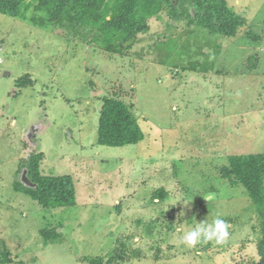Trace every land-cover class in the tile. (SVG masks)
Masks as SVG:
<instances>
[{"label":"rangeland","instance_id":"1","mask_svg":"<svg viewBox=\"0 0 264 264\" xmlns=\"http://www.w3.org/2000/svg\"><path fill=\"white\" fill-rule=\"evenodd\" d=\"M227 2L245 19L234 36L170 25L164 11L117 52L95 27L0 12V264H259L264 219L223 167L264 152V0ZM107 97L132 107L143 140L98 142ZM30 150L42 175L73 177L75 205L15 189ZM216 217L225 245L181 243ZM53 228L46 245L40 231Z\"/></svg>","mask_w":264,"mask_h":264},{"label":"trees","instance_id":"2","mask_svg":"<svg viewBox=\"0 0 264 264\" xmlns=\"http://www.w3.org/2000/svg\"><path fill=\"white\" fill-rule=\"evenodd\" d=\"M33 11L32 16L27 12ZM170 17V25L181 20L188 25L199 24L213 33L234 36L245 19L236 13L227 0H0V12L13 17L28 18L35 25L47 27L66 23L97 28L110 51L128 48L124 43L150 29L149 20ZM254 57V56H253ZM253 57L251 60H253ZM251 62V61H250ZM253 66V65H252ZM25 85L26 81H19ZM98 142L108 146L136 144L144 139L132 107L117 98H104L99 117ZM41 153H31L27 176L35 186L15 185L44 207L72 206L76 204V188L71 175H42L39 170ZM224 176L241 183L248 192L260 217L264 219V152L232 155L223 167ZM168 196L164 187L154 191L159 201ZM44 243L48 245L60 237L57 228L42 229ZM262 239L258 243L264 264V222ZM4 260H9L5 252ZM101 264V260L95 262Z\"/></svg>","mask_w":264,"mask_h":264},{"label":"clouds","instance_id":"3","mask_svg":"<svg viewBox=\"0 0 264 264\" xmlns=\"http://www.w3.org/2000/svg\"><path fill=\"white\" fill-rule=\"evenodd\" d=\"M208 199H212L209 197ZM187 206L190 202H184ZM185 213L181 211L180 216ZM230 239L229 223L216 217L211 223L206 219L198 222L194 228L184 233L181 238V243L188 248H196L199 244L214 243L218 246L225 245Z\"/></svg>","mask_w":264,"mask_h":264},{"label":"water","instance_id":"4","mask_svg":"<svg viewBox=\"0 0 264 264\" xmlns=\"http://www.w3.org/2000/svg\"><path fill=\"white\" fill-rule=\"evenodd\" d=\"M134 40H135V37H132L129 41H127L126 46L132 44V43L134 42ZM33 151H34V150H30V152L28 153V156H30V154H31ZM22 176H23L22 178H23V180H24L25 185H27V186H35V184L32 183V182L30 181V179L28 178V176H27V168H24Z\"/></svg>","mask_w":264,"mask_h":264},{"label":"flooded vegetation","instance_id":"5","mask_svg":"<svg viewBox=\"0 0 264 264\" xmlns=\"http://www.w3.org/2000/svg\"><path fill=\"white\" fill-rule=\"evenodd\" d=\"M25 167V166H24ZM23 170V169H22Z\"/></svg>","mask_w":264,"mask_h":264}]
</instances>
